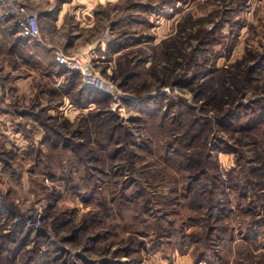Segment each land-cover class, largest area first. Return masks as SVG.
I'll list each match as a JSON object with an SVG mask.
<instances>
[{"label":"rangeland","instance_id":"rangeland-1","mask_svg":"<svg viewBox=\"0 0 264 264\" xmlns=\"http://www.w3.org/2000/svg\"><path fill=\"white\" fill-rule=\"evenodd\" d=\"M39 1L28 6L37 16L40 42H29L25 51L11 48L17 34L9 18H0V115L7 114L10 124L22 133L20 148L14 139L0 140V232L4 224H15V217L28 210L40 211L46 225L29 230L20 226L24 231L19 228L18 235L4 244L8 253L3 254V263L20 264L26 257L23 252L34 247L35 253L27 254L28 259L37 256L32 264H208L195 262L200 253L210 264H264V215H260L264 197L254 200V215H249L247 202L242 206L246 215H221L217 226L241 233L234 234L233 240L217 244L209 231L211 220L204 223L213 211L217 214V197L221 199L217 165L222 173L261 167L264 0H56L53 9L49 2ZM47 9L50 14L44 19ZM3 23L10 28L1 27ZM164 41L177 43L188 62L194 60L182 83L173 79L179 69L174 71L163 58L166 50L159 49ZM37 51L44 53L43 63L31 60L30 67L17 66L16 75L24 79L29 73L31 78L24 81L17 76L18 95L9 88V102L1 104L4 83L15 87L5 64L14 68L13 57ZM56 53L85 62L90 69L87 78L71 72L79 76L75 86L110 97L100 108L89 107L102 113L97 119L79 111L72 105L74 95L63 92L64 73L70 72L55 67ZM257 61L259 69L242 85L235 83L229 97L218 105L220 94L209 73L238 67L245 74ZM169 73V81L177 84L161 83L163 74ZM190 75L195 76L193 84ZM199 85H203L200 98ZM177 102L198 121L200 130L181 132L185 119L173 107ZM256 106L258 116L234 122ZM155 107L162 109L168 128L161 129L159 121L148 117ZM108 114L117 120L108 119ZM243 121L248 132L237 128ZM45 124H51V132L47 133ZM118 125L128 127L131 137L118 140L115 148L126 145L127 150L114 156L100 144L104 130ZM50 137L59 140L57 149L50 146ZM193 155L201 157L194 174L203 170L200 185L207 186L199 199L178 169L179 160ZM78 166L84 167L86 180L96 172L90 178L98 186L94 198H90V185L75 170ZM213 176L216 179L211 182ZM186 187L190 191L184 198ZM131 193L136 201H127ZM140 193L145 197L141 199ZM187 199L201 205V210L184 208ZM229 207L237 209L234 204L225 209ZM139 223L149 224L147 236H135ZM254 227L260 228V235L246 240V231Z\"/></svg>","mask_w":264,"mask_h":264},{"label":"trees","instance_id":"trees-1","mask_svg":"<svg viewBox=\"0 0 264 264\" xmlns=\"http://www.w3.org/2000/svg\"><path fill=\"white\" fill-rule=\"evenodd\" d=\"M247 0H244V2L246 3ZM8 22V21H7ZM6 22V23H7ZM10 24L7 27V25L5 23H3V25H1V27H6L10 28ZM7 30H11V29H7ZM16 34V31H15ZM20 39V38H19ZM177 43H170V42H162L161 44H159V49H163L166 50L165 54L163 55L164 60L169 63L172 67L173 70L175 71L177 68L179 69L178 74L173 77V79H180V82L182 83V81H184L182 78L188 75V67L193 65V61L191 63H189V57L187 56V54L185 53V51L183 50L184 48H180L178 47V45H176ZM264 58V53H262L260 55V59ZM191 64V65H190ZM260 67V61L256 62V64L254 66L249 67L246 71L245 74H242L241 71L237 68H235L234 70H231L229 68H217L215 70H212L211 73H209V78H214L211 80V82L216 86L217 85V91L219 92V98L217 97V104L218 105H222L224 103V101L226 100L225 98L228 96L229 97V92L232 91V88L234 86L235 83H240L242 85L243 81H247V79H249L248 77L250 76V74L252 75L255 71H257ZM67 78L65 81V87H62L63 92L64 93H69L71 95H74L75 100L72 101V105H74L79 111H84L86 112V114L90 117V118H98L99 116H101L102 113H100L96 108L94 109H90L89 107L91 105L93 106H97L98 108H100L103 105H106V103L110 100V97L107 95H103L100 93H96L93 91H87L83 88H81V86H75L74 82L77 81V76L78 74L76 73H64ZM164 78L161 80L162 84H166L165 86L171 84H177V82H171V80L169 81V78L172 76L171 73H169L168 75L163 74ZM246 76V78H244ZM178 78V79H177ZM158 81V79H156ZM195 80V76H191L190 75V79L189 81L191 82V84H193V81ZM168 82V83H167ZM203 85H199L198 88V96L199 98L203 95V92L201 91ZM62 92V93H63ZM198 99V98H197ZM181 101V100H180ZM180 102H177L175 105H173V107L175 108L176 111L178 112H182V114H184L183 119L185 124L183 125V127L181 128V132L184 131L185 134H191V132L193 131V129L200 130L199 126H198V121H194L190 118L189 113L187 111V113L183 112V107L179 104ZM168 107H172L170 104L168 105ZM256 108H258V110H260V108L258 106L254 107L253 109H251V114H239L234 122L237 123H241L242 120H244V118H251L252 116H258V110H256ZM155 113L152 115H149L148 117L151 118L152 120H156L160 122V128L161 129H165V119L164 116L161 115V108L160 107H155L154 108ZM104 114V113H103ZM188 114V115H187ZM103 118L105 115H102ZM108 119L111 118H116V116L114 114H108L106 115ZM53 117H47L46 119H52ZM106 118V119H107ZM179 120L180 116L178 117ZM105 119V118H104ZM117 120V118H116ZM250 120H254L250 119ZM48 121V120H46ZM45 121V122H46ZM177 122V121H176ZM257 125L260 124V121L256 122ZM178 125L180 123H177ZM245 121H243L242 124H239L237 126L238 129L241 130H246L248 132L247 127L244 125ZM107 125L102 124V126ZM44 128L47 130L48 132H51L52 126L51 124H45ZM168 128V127H166ZM110 131H105L102 134H106L103 137V144L101 145V148L103 150H112L109 152V154H114V156H116L117 153H119L120 151H126L127 150V146L126 145H122V147L120 149L115 148V146L118 144V140L121 139L123 136H130L131 137V132L128 129V127H123L122 125H118L116 127H112L109 129ZM250 131V129H249ZM200 132V131H199ZM251 132V131H250ZM99 137V134H98ZM53 137H50L49 139L47 138V140H49V144L52 148L57 149L58 145H59V140L58 139H52ZM94 141H96V139H94ZM48 143V142H47ZM88 143L90 144V141H88ZM98 143V142H96ZM77 146V145H76ZM82 146V145H80ZM260 151V159H261V163H260V169L259 167L257 168H253V169H242L240 167H237V172L233 171L232 173L230 172H225L222 173L220 171V169L218 168L217 165V188L222 186L221 189V199H219L217 197V214L213 211V215H208V218L204 219V223H206L207 221L211 220V223L213 224V229L212 226L209 227V231L210 232H214L215 236L214 239L216 237L217 239V244H219V242H221L222 240H233V235L237 234V236H240L241 233H238L239 231L236 229H229V228H225L223 225L217 226V224L220 222L221 220V215H228L229 213H234L236 212L235 215H246L245 212L242 209L243 203L247 202V207H248V212L249 215H254L256 206L253 205V202L256 198L258 197H264V188H260V185H262L264 187V157H262V155H264L263 151ZM262 154V155H261ZM183 156V155H181ZM178 169L179 171L182 173V180L183 181H188L190 185H192L196 190V194H197V198L199 199L200 197V193L202 194H206V192L204 191L205 188L207 186H201L200 183L202 182V179L205 178V173L203 170L198 171L197 174H194V172H196L197 170L200 169V165H201V157L200 156H186V158H184L183 160H179L178 161ZM84 167H76L75 170H77V172L80 174V176L82 178L83 174H82V169ZM193 168H198L193 170ZM96 172H92L89 173L88 176H86L87 180L84 178V183H88L90 186L89 187V193L90 198H94L95 197V192H96V188L98 189V186L92 182L93 179H90L91 177L96 176L95 175ZM63 176V175H62ZM263 178V181H257L254 182L251 178ZM61 179H63L60 176ZM65 181L67 180V178H64ZM91 181H90V180ZM216 178L213 176L211 178V182H213ZM262 183V184H261ZM72 188H76L75 185H72ZM188 187H186L184 192V198L188 197V193L190 190L187 189ZM226 189H229L230 193L227 194L226 193ZM142 191V190H141ZM202 191V192H201ZM143 192V191H142ZM78 194V193H77ZM139 196L142 198L145 197V193L142 194L140 193ZM136 195H133L132 193L127 196V201L129 199V202L131 201H136ZM128 202V203H129ZM144 206L147 207L146 202L143 203ZM236 205L237 209L235 211H231V208L229 207V211L227 208L229 205ZM128 206V205H127ZM252 208H251V207ZM190 209V207L192 209L201 210V205H194L192 202L189 201V199H187V204L184 206V208ZM128 208V207H127ZM214 210L216 209V206H213ZM139 209H145L143 207H139ZM212 209H210L209 211H211ZM224 210V211H223ZM0 213H3V209H0ZM1 215V214H0ZM3 215V214H2ZM260 215H264L260 213ZM126 216V215H125ZM123 216V218L125 217ZM205 217V215H204ZM1 218V217H0ZM9 218V217H8ZM93 220V219H91ZM9 222H7V224H4L3 229L5 228V230L0 232V264H4L3 261L4 259H1L3 254H7L8 252L6 251L7 248H4V244L9 242V239L13 238L14 236L18 235V231L19 228L22 229V227L17 226L16 224H10ZM197 223H201V220L197 219L196 220ZM140 224V231H138L137 233H135V236H141V237H145L147 236L150 231H149V224L148 223H144L143 225L141 223ZM259 224V223H258ZM243 226V224H241L239 227ZM245 228V226H243ZM246 229V228H245ZM23 230V229H22ZM24 231V230H23ZM241 232V231H240ZM247 236H246V240H253L255 239V237H257L258 235H260V228L259 227H254L252 228L250 231H246ZM152 235L154 234V232L151 233ZM38 236H41V232L40 231H36V234ZM192 242H198L196 239H193ZM215 244V242L213 243ZM218 248V247H217ZM25 251V249H22ZM31 252L32 254L35 253L34 251V247H32L29 250H26L24 253L25 260L21 261L20 264H32L33 260L35 257H32L31 259L27 258V254ZM17 252H14L13 257L16 256ZM218 253V250H217ZM218 256V255H217ZM22 258H24V256H22ZM207 262L208 264H210L209 258L206 257V255L204 253H200L198 256L195 257V262L199 263V262ZM112 264H118L117 262H110ZM122 264V263H119Z\"/></svg>","mask_w":264,"mask_h":264},{"label":"built area","instance_id":"built-area-1","mask_svg":"<svg viewBox=\"0 0 264 264\" xmlns=\"http://www.w3.org/2000/svg\"><path fill=\"white\" fill-rule=\"evenodd\" d=\"M7 17L12 22L17 36L26 42H40L37 16L28 6V0H0V18ZM56 64L68 72H80L84 78L90 77L91 71L85 62L69 59L56 53ZM60 85V81L58 82ZM40 211H25L14 219L15 224L26 229H42L46 220Z\"/></svg>","mask_w":264,"mask_h":264},{"label":"crops","instance_id":"crops-1","mask_svg":"<svg viewBox=\"0 0 264 264\" xmlns=\"http://www.w3.org/2000/svg\"><path fill=\"white\" fill-rule=\"evenodd\" d=\"M39 0H28V3H31V2H37ZM42 2H49L51 9H53V5H55V2L56 0H43V1H39V3H42ZM74 0H71L70 3H73ZM48 11H50V9H47V11H45L43 14V18L44 19H47L48 18V15L50 13H48ZM57 20V19H56ZM16 37V36H15ZM14 39V38H13ZM28 45H30L29 42H26V41H22L21 39H19V37L17 36V38H15L11 44V48H14V50H22V51H25L27 50L28 48ZM10 48V47H9ZM21 51V52H22ZM32 56V57H31ZM14 60L17 62L14 63V68L12 67V65L10 67H8L7 64H5V71H8L7 75H8V78H13L14 81H13V85H15V87H7L4 83V91H5V95H4V99L1 101V104H6L9 102V99H7V92L9 91V88H11V90H13L14 92L16 91L17 92V82H19V79H17L16 77L19 76L20 79H23V77H21V75H16V71L18 69L17 66L23 64V66H26V67H30L29 63L31 60H33L34 62H36V64H40V63H43V59H44V53H41L40 52H33L29 53V55H27V53L25 54H22V55H18L16 57H13ZM55 67L56 68H60L58 65L56 66V64L54 63ZM22 66V67H23ZM8 67V68H6ZM61 69V68H60ZM5 74V73H3ZM3 78V77H0V79ZM31 78V75H29L28 73V76L25 77L23 80L24 81H28L29 79ZM3 80V79H2ZM14 88V89H12ZM15 92V93H16ZM17 94V93H16ZM18 95V94H17ZM8 101V102H7ZM19 123H16V125H18ZM14 125V124H13ZM18 131L12 126V124H10V119L7 118V114H2L0 115V140H5V141H8V140H11V139H14V145H17L18 148H20V146H22V133L20 130V128H17Z\"/></svg>","mask_w":264,"mask_h":264},{"label":"bare ground","instance_id":"bare-ground-1","mask_svg":"<svg viewBox=\"0 0 264 264\" xmlns=\"http://www.w3.org/2000/svg\"><path fill=\"white\" fill-rule=\"evenodd\" d=\"M61 68V67H60Z\"/></svg>","mask_w":264,"mask_h":264}]
</instances>
